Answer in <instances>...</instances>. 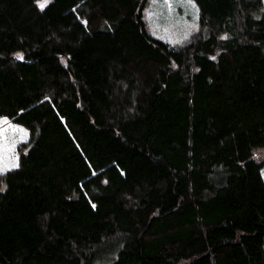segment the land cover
Returning a JSON list of instances; mask_svg holds the SVG:
<instances>
[{
    "label": "trees",
    "instance_id": "1",
    "mask_svg": "<svg viewBox=\"0 0 264 264\" xmlns=\"http://www.w3.org/2000/svg\"><path fill=\"white\" fill-rule=\"evenodd\" d=\"M0 0V264H264V0Z\"/></svg>",
    "mask_w": 264,
    "mask_h": 264
},
{
    "label": "rangeland",
    "instance_id": "2",
    "mask_svg": "<svg viewBox=\"0 0 264 264\" xmlns=\"http://www.w3.org/2000/svg\"><path fill=\"white\" fill-rule=\"evenodd\" d=\"M143 7L146 30L170 45L185 43L199 27L198 7L193 0H146ZM264 160V148L254 150ZM264 180V164L261 168Z\"/></svg>",
    "mask_w": 264,
    "mask_h": 264
},
{
    "label": "snow or ice",
    "instance_id": "3",
    "mask_svg": "<svg viewBox=\"0 0 264 264\" xmlns=\"http://www.w3.org/2000/svg\"><path fill=\"white\" fill-rule=\"evenodd\" d=\"M47 2H48V0H45V3L44 4H41L40 7L41 8L45 7V5H46ZM0 190H2V189H0Z\"/></svg>",
    "mask_w": 264,
    "mask_h": 264
}]
</instances>
